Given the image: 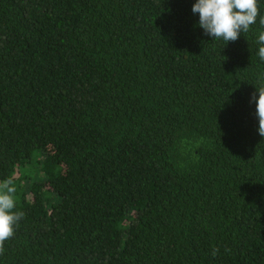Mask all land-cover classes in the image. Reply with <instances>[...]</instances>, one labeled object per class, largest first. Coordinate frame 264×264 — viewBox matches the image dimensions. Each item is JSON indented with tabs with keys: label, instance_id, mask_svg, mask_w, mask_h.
Here are the masks:
<instances>
[{
	"label": "trees",
	"instance_id": "trees-1",
	"mask_svg": "<svg viewBox=\"0 0 264 264\" xmlns=\"http://www.w3.org/2000/svg\"><path fill=\"white\" fill-rule=\"evenodd\" d=\"M194 3L0 0V264H264V28Z\"/></svg>",
	"mask_w": 264,
	"mask_h": 264
},
{
	"label": "clouds",
	"instance_id": "clouds-1",
	"mask_svg": "<svg viewBox=\"0 0 264 264\" xmlns=\"http://www.w3.org/2000/svg\"><path fill=\"white\" fill-rule=\"evenodd\" d=\"M192 12L199 15V26L205 35L222 39L227 44L239 39L241 33L256 24L258 16L259 25L264 28V16H260L258 0H195ZM256 43L259 46L257 55L264 61V30L256 34ZM257 89L259 95L253 96V100L259 118L258 132L264 136V87ZM16 192L17 188L11 178L0 185V244L14 235L22 218L15 211Z\"/></svg>",
	"mask_w": 264,
	"mask_h": 264
},
{
	"label": "rangeland",
	"instance_id": "rangeland-1",
	"mask_svg": "<svg viewBox=\"0 0 264 264\" xmlns=\"http://www.w3.org/2000/svg\"><path fill=\"white\" fill-rule=\"evenodd\" d=\"M37 155V153H35V156Z\"/></svg>",
	"mask_w": 264,
	"mask_h": 264
}]
</instances>
